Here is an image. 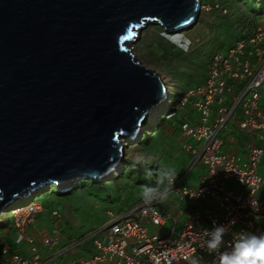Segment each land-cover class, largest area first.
Listing matches in <instances>:
<instances>
[{"label": "water", "instance_id": "water-1", "mask_svg": "<svg viewBox=\"0 0 264 264\" xmlns=\"http://www.w3.org/2000/svg\"><path fill=\"white\" fill-rule=\"evenodd\" d=\"M200 4L0 0V212L45 185L66 194L116 169L124 140L167 97L128 43L148 24L192 27Z\"/></svg>", "mask_w": 264, "mask_h": 264}, {"label": "built area", "instance_id": "built-area-1", "mask_svg": "<svg viewBox=\"0 0 264 264\" xmlns=\"http://www.w3.org/2000/svg\"><path fill=\"white\" fill-rule=\"evenodd\" d=\"M245 24L227 48L210 53L203 79L178 98L180 107L189 104L178 124V147L189 160L167 194L175 198V214L163 208V201L145 205L141 197L120 212L107 210V219L86 235L91 237L89 254L59 262L57 254L38 251L23 229L41 208L32 198L9 212L18 228L15 243L25 242L27 250H4L0 264H190L193 258L219 264L218 254L204 246L205 229L229 226L221 251H230L242 231L264 233V95L259 91L264 85V16ZM229 122L249 140L242 156L225 146L222 131ZM195 166L203 171L188 184L185 175ZM51 215L58 220V211ZM168 220L172 224L166 228ZM157 225L163 226L149 229ZM40 242L49 248L54 239L42 235Z\"/></svg>", "mask_w": 264, "mask_h": 264}, {"label": "rangeland", "instance_id": "rangeland-1", "mask_svg": "<svg viewBox=\"0 0 264 264\" xmlns=\"http://www.w3.org/2000/svg\"><path fill=\"white\" fill-rule=\"evenodd\" d=\"M200 3L204 7L200 8L192 27L166 33L161 26L148 24L133 42L128 43L137 60L160 76L167 88L166 100L152 112L139 136L124 144L123 157L113 174L99 182L78 180L66 194L50 189L51 185H45L35 192L34 200L40 203L41 208L33 221L23 229L33 236L38 251L57 254L60 256L59 262L88 255L91 237L86 235L107 219L106 211L116 213L126 209L141 197L144 185L155 183V175L152 178L145 176L144 168L147 165L131 166L137 156L157 157L156 164L149 165L153 172L158 169L157 164L170 167L175 172L184 170L189 158L184 159L178 154L181 150L178 147L181 140L178 124L189 109V104L180 107L174 94L203 79L210 53L215 49L227 48L246 21L264 16V0H200ZM214 4L225 8L226 12L221 13L212 7ZM196 39L197 43L194 42ZM189 41L193 44L185 51L182 42ZM259 91L264 95V85ZM167 108H170L168 111L171 115L165 118ZM186 140L193 143L189 138L182 141ZM196 168L198 166L185 175V182L199 175L194 174ZM174 200V196L169 194L161 203L173 214L175 211L171 205ZM11 210L6 208L0 212V258L6 249H17L22 253L27 250L25 242L15 243L18 228L13 223V216L5 221ZM53 210L58 211V220L51 215ZM171 224L172 221L168 220L164 227L169 228ZM162 226L149 229L159 230ZM42 235L54 239L49 248L41 244Z\"/></svg>", "mask_w": 264, "mask_h": 264}, {"label": "clouds", "instance_id": "clouds-1", "mask_svg": "<svg viewBox=\"0 0 264 264\" xmlns=\"http://www.w3.org/2000/svg\"><path fill=\"white\" fill-rule=\"evenodd\" d=\"M184 50H187V43L183 45ZM157 157L137 156L132 161V167L147 165L144 168L145 176L152 178L155 175L154 185H144L141 193L142 201L145 205L163 201L176 179L174 169L158 165V169L153 172L149 165L155 163ZM156 164V163H155ZM215 224V222H214ZM229 226L215 225L213 229H205L203 232L204 246L209 253H217L219 264H264V233L252 234L242 231L230 246V251H221L224 245V237L228 233ZM190 264H199L197 258H193Z\"/></svg>", "mask_w": 264, "mask_h": 264}, {"label": "crops", "instance_id": "crops-1", "mask_svg": "<svg viewBox=\"0 0 264 264\" xmlns=\"http://www.w3.org/2000/svg\"><path fill=\"white\" fill-rule=\"evenodd\" d=\"M222 136L224 137V140H225V146L229 151L236 153L238 156H242V153L247 152V144L249 140L242 132H240L234 126L233 123L229 122L227 124L226 128L222 131ZM178 144H179V141H178ZM178 154H181L184 159L185 158L187 159L188 157V154L183 150H179ZM202 171H203V168L201 166H198L194 174H199ZM196 180H197V176L194 177V179L187 180L186 182L188 184H194Z\"/></svg>", "mask_w": 264, "mask_h": 264}, {"label": "trees", "instance_id": "trees-1", "mask_svg": "<svg viewBox=\"0 0 264 264\" xmlns=\"http://www.w3.org/2000/svg\"><path fill=\"white\" fill-rule=\"evenodd\" d=\"M208 62V61H207ZM206 65H207V63H206ZM206 65H205V69H206ZM199 83V82H198ZM195 84H197V83H195ZM195 84H193V85H195ZM193 85H191V86H193ZM190 86V87H191ZM187 88H189V87H187ZM174 95H176V98L175 99H178L179 97H180V95H181V92L179 93H177V94H174ZM170 108H167L165 111H168ZM54 190V189H53ZM27 199H29V198H27ZM27 202V200H22V202H19V201H15V202H13V203H10L8 206H7V208H10V207H12V206H14V205H18V206H21V205H23V204H25ZM18 203H21V204H18ZM10 215H9V217H7L6 218V220L5 221H9L10 220ZM0 260H1V258H0Z\"/></svg>", "mask_w": 264, "mask_h": 264}, {"label": "bare ground", "instance_id": "bare-ground-1", "mask_svg": "<svg viewBox=\"0 0 264 264\" xmlns=\"http://www.w3.org/2000/svg\"><path fill=\"white\" fill-rule=\"evenodd\" d=\"M165 100H166V98H165ZM165 100H164V101H165ZM130 141H132V139H128V138H127V139L124 140V144L127 145ZM118 165H119V164H118ZM118 165H117V166H118ZM110 174H113V173L110 172ZM108 175H109V174H108ZM108 175H106V177H107ZM104 177H105V176H104ZM56 187H57V185L54 184V185H51V188H50V189L53 190V189H55ZM28 197H30L29 199H31L32 196H31V195H28V196H26V197H24V198L17 199V201H19V202H22V200H27V201H28V200H29V199H27ZM15 201H16V200H15ZM18 204H21V203H18ZM12 209H13V210H11V211H15V210H16L15 208H12Z\"/></svg>", "mask_w": 264, "mask_h": 264}]
</instances>
